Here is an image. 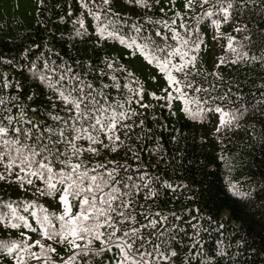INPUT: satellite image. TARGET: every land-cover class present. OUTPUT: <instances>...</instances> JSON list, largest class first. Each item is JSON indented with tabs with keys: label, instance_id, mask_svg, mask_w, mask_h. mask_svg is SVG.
I'll return each instance as SVG.
<instances>
[{
	"label": "snow or ice",
	"instance_id": "snow-or-ice-1",
	"mask_svg": "<svg viewBox=\"0 0 264 264\" xmlns=\"http://www.w3.org/2000/svg\"><path fill=\"white\" fill-rule=\"evenodd\" d=\"M159 2L123 0L144 12L132 19L117 10L118 0H35L37 24L50 37L44 51L28 55L34 42L24 50L23 80L0 75V183L22 194L0 197V235L6 237L0 239V264H176L182 254V264H239L246 241L236 239L237 251L231 255L233 245L223 239L211 251L204 247L201 233L209 231L204 221L221 235L226 230L211 212L199 207L188 211L186 223L193 230L188 234L173 222L180 215L153 210L150 202L189 186L150 175L142 155L157 156L154 167L164 162L161 134L171 130L156 112L166 108L176 117L174 102L190 121L211 123L215 117L217 143H222V133L239 130L249 118L264 126V82L253 104L233 93L231 85L227 91L220 88L228 82L218 70L236 64L264 69V25L257 23L256 32L251 27L256 10L264 20V0H183L182 10L176 9V0H166L171 16L164 8L161 18L149 16ZM246 13L248 20L243 19ZM68 21L72 30L61 33V40L70 50L77 41L99 51L109 42L119 44L126 58L138 55L162 77L159 94L115 55L105 52L81 61L78 53L66 59L63 49L54 52L49 45L56 44L55 31ZM223 25H232L231 32L224 33ZM206 27L213 42L225 41L211 72L198 67L207 46ZM255 36L261 38L259 44ZM0 61L16 67L14 57ZM149 78L157 81V75ZM172 141H178V134ZM121 152L123 163L105 159ZM227 190L239 199L254 194L233 182ZM262 193L264 187L256 194ZM178 244L184 247L178 249Z\"/></svg>",
	"mask_w": 264,
	"mask_h": 264
},
{
	"label": "trees",
	"instance_id": "trees-1",
	"mask_svg": "<svg viewBox=\"0 0 264 264\" xmlns=\"http://www.w3.org/2000/svg\"><path fill=\"white\" fill-rule=\"evenodd\" d=\"M182 4L183 0H176V9L182 10ZM77 7L73 3V8ZM168 7L166 0H160L148 15L153 18H161L160 8H164L167 15L171 16L172 13L168 11ZM117 10L132 19L144 15L142 10L130 9L123 3V0H118ZM76 15H81V13L77 12ZM253 17L256 23H253L251 27L253 32H256V24L264 25V20L259 15V9L253 13ZM249 18L247 13L243 17L245 20ZM37 19V13L32 24H24L15 18L8 23L0 19V57H14L16 65V67H12L0 61V75L6 74L11 79L23 80L24 75L27 74L25 66L28 62L27 56L22 55L24 50L30 48L34 42L36 47L31 48L28 55H31L32 52H36L38 55L39 52L44 51V44L50 37L45 34L44 29L38 26ZM85 22L91 31V18H87ZM231 28L232 25H223L222 31L227 34L231 32ZM71 30V21L61 24L59 30L55 31L56 44L49 45V47H52L54 52L63 49L66 59L68 56L76 57L78 53L77 58L81 61L95 60L98 55L102 56L105 52L108 55H115L145 82L148 90L159 94L160 88L164 87L163 79L158 74L155 72L146 74L144 70L137 69L129 58L118 54L116 48L120 46L119 44L109 42L105 45L104 51H99L91 43L77 41L75 49L70 50L66 39L61 40V33L67 34ZM202 31L206 36L207 46L200 53L198 67L211 72L217 58L224 54L222 45L225 41L213 42L211 28L206 27ZM255 40L258 44L261 42L259 36H255ZM218 70L224 80L228 82L219 84L220 88L227 91L231 85L233 93L239 94L245 101L256 103L258 97L256 99L253 97L256 96L260 83L264 82V69L259 66L236 64L221 65ZM150 75H157V81H151ZM212 83L213 80L209 77V84ZM33 90L32 88L28 89V91ZM44 95L46 93H42V100ZM152 103L156 102L152 101ZM178 107V102H174L173 111L177 112L176 117H172L166 108L156 112L157 117H162L160 122L165 123L171 130L161 134V143L164 146L161 156L164 162L154 167L158 158L157 156L150 157L146 151L142 155V161L145 170L150 175L167 179L173 184H187L189 190L185 191L177 187L175 195L172 194V190H168L166 196L150 202L154 204L153 210L180 215L181 219L173 222L180 225L188 234L193 231L191 226L186 223L191 220V216L187 214L188 211L199 207L205 214L211 212L216 221H223L226 224V230L221 235L215 225L204 221V227L209 229L208 232L201 233L206 250H213L218 240L223 239L226 243L230 242L233 245L229 254H235L237 251L234 247L236 239H241L246 241L248 246L243 248L239 264H264V193L256 194L261 193V188L264 187L261 184V178L264 177V126L257 120L249 118L241 122L242 127L239 130L234 129L232 132L222 133V143H217L213 136L214 126L217 122L215 117L211 123L193 122L179 113ZM253 125L256 129L254 133L251 131ZM149 127H153V125L149 123ZM155 128L159 131V124ZM177 134L178 141L173 142L172 136ZM153 141H155V137H153ZM221 155L225 157V160L220 159ZM105 159L119 160L123 163L124 153L121 152L118 156L109 155ZM228 182L236 183L241 191L254 194L247 199L234 197L227 190ZM21 195L17 189L0 183V197L7 199L11 196L16 199ZM188 196H191L192 199H185ZM55 207L52 205L49 210L52 211ZM191 215L195 216L197 213L192 211ZM237 233H239L238 236ZM15 235L16 233H11L12 237ZM179 235L184 239V245L189 243L183 233H179ZM4 238H6L4 235H0V239ZM33 238L35 237L33 236ZM184 245L178 244L177 248H183ZM182 261L183 254L177 259L176 264H182Z\"/></svg>",
	"mask_w": 264,
	"mask_h": 264
},
{
	"label": "rangeland",
	"instance_id": "rangeland-1",
	"mask_svg": "<svg viewBox=\"0 0 264 264\" xmlns=\"http://www.w3.org/2000/svg\"><path fill=\"white\" fill-rule=\"evenodd\" d=\"M35 0H0V19L6 23L12 19H17L24 24H32L35 21ZM116 52L121 56H126V52L121 46H117ZM139 70H144L146 74L155 72L147 66L142 58L128 57ZM157 74V73H156ZM164 83V81H162ZM62 251V249H60Z\"/></svg>",
	"mask_w": 264,
	"mask_h": 264
}]
</instances>
